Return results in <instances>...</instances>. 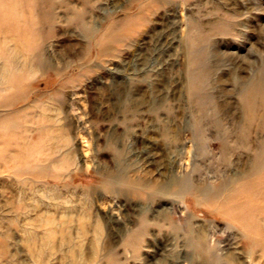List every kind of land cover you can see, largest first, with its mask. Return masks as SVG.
<instances>
[{
    "label": "rangeland",
    "instance_id": "374dc122",
    "mask_svg": "<svg viewBox=\"0 0 264 264\" xmlns=\"http://www.w3.org/2000/svg\"><path fill=\"white\" fill-rule=\"evenodd\" d=\"M259 80L264 0H0V264H264Z\"/></svg>",
    "mask_w": 264,
    "mask_h": 264
},
{
    "label": "bare ground",
    "instance_id": "6f19581e",
    "mask_svg": "<svg viewBox=\"0 0 264 264\" xmlns=\"http://www.w3.org/2000/svg\"><path fill=\"white\" fill-rule=\"evenodd\" d=\"M243 106L245 110V119L248 124L264 121V82L262 80L251 83L246 91ZM1 121L5 122L3 119ZM246 185L253 186L252 189L258 191L261 198L264 196V153L259 152V154H257L256 161L253 162L249 169L243 172L238 179H235L229 187H224L225 189L227 188L228 191H225L224 188L221 189L220 187L213 189L206 195V200L213 201L215 204L219 203V213L243 227L247 237L249 235H253L251 231H255L256 234L258 233L264 235V213L262 212L264 211V200L259 203H250L254 212L257 213L252 223L245 222L241 217V214L243 213L242 209L244 207V201H242V195L241 193H238V191L244 189ZM55 231V228L51 226L45 229L41 234L40 240L42 244L36 252L40 263H43L46 258L49 259V256L53 252V236ZM256 234L255 237H257ZM262 235L261 237H264ZM37 236V233L34 231H28L27 238L29 241L34 242L38 239ZM261 237L253 238L255 239L254 243L264 244V238Z\"/></svg>",
    "mask_w": 264,
    "mask_h": 264
}]
</instances>
